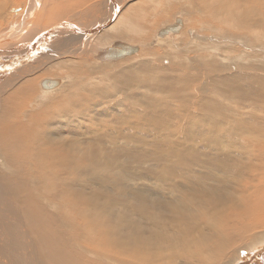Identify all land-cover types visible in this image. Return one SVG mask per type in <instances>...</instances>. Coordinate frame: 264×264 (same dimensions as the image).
<instances>
[{"label": "bare ground", "instance_id": "bare-ground-1", "mask_svg": "<svg viewBox=\"0 0 264 264\" xmlns=\"http://www.w3.org/2000/svg\"><path fill=\"white\" fill-rule=\"evenodd\" d=\"M49 1L0 0V119L31 123L71 87L88 105L120 96L130 120L76 140L100 151L101 185L73 184L82 169L67 183L88 203L79 224L67 210L58 227L41 170L21 174L24 200L0 146V264H264V0Z\"/></svg>", "mask_w": 264, "mask_h": 264}, {"label": "rangeland", "instance_id": "rangeland-1", "mask_svg": "<svg viewBox=\"0 0 264 264\" xmlns=\"http://www.w3.org/2000/svg\"><path fill=\"white\" fill-rule=\"evenodd\" d=\"M49 2V0L45 2V13H47V9L49 8L46 3ZM15 5L20 10L19 6L21 5L19 4L8 3L6 5L8 6L7 10L9 13L12 14L14 12L15 9L11 8H14ZM174 15L171 13L170 21L173 20ZM208 20L216 29L224 26L219 25L210 17ZM160 24L154 27L153 32ZM191 27H197L198 29L200 26ZM56 76L60 77L59 75ZM43 77L39 75L35 83L30 84L29 100L31 102L35 100V97L40 92L38 82ZM98 86L101 89H106L104 84H98ZM59 91L52 93V95H56ZM118 98L120 96L110 102L93 99L91 100V104L88 105L78 88L67 87V92L51 106L40 111H32L30 114L31 123L30 116L28 115L27 117V113L20 114L13 112L10 114L7 112L1 116L0 137L3 139V144H0V146L6 155L5 159L11 161L19 169L15 176L14 189L21 190L24 193L22 194L24 200H27L26 194L32 198L33 192L30 188L29 180L25 181L28 177L25 175L22 177L21 174L29 172L30 167H33L37 171H43V174H39V178L35 181L34 189L38 191L43 185H47L46 209L52 211L60 218L58 227L61 226L62 217L67 210L76 211L77 224L81 223L82 217L85 216L84 210L88 207V203L83 198L77 196L73 189H68L67 184L69 179L73 180L77 176L79 169L85 171L84 180L73 181V184L80 183V186L101 185L93 181L94 178L98 177V174L96 173L97 167L92 164L95 157L100 154L99 149L94 154H91L88 147L81 150L76 140L85 136H87L88 140L104 138L112 132L111 124L112 127L114 126L117 129L118 122H128L130 119L126 113V102L121 100L114 106ZM37 101L40 102V100ZM227 105L230 104L227 103ZM10 107L13 106L10 105ZM112 107L113 109H111ZM23 109L25 110V106ZM143 127L145 128V132H151L149 123H145ZM85 130H87V134H82ZM29 134L30 137L21 140V148L31 152L30 156H20L21 153H18L16 149L17 139ZM70 141L74 142L73 146H70ZM81 153H84L85 156H81ZM75 154L77 155V159H73ZM21 164L26 169L21 168ZM34 201L36 200H30V209L36 215V211L33 208ZM41 202H45V200H41ZM90 223L97 230L95 235H98V244L109 246L107 240H105V234L99 231L94 223Z\"/></svg>", "mask_w": 264, "mask_h": 264}, {"label": "water", "instance_id": "water-1", "mask_svg": "<svg viewBox=\"0 0 264 264\" xmlns=\"http://www.w3.org/2000/svg\"><path fill=\"white\" fill-rule=\"evenodd\" d=\"M56 81H50V80H46L42 82V86L45 88H49V87H53L56 85Z\"/></svg>", "mask_w": 264, "mask_h": 264}]
</instances>
